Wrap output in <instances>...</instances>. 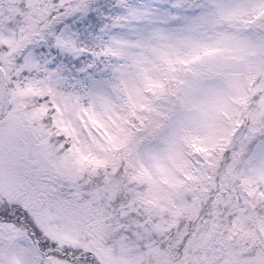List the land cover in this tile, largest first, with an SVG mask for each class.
<instances>
[{"label":"snow or ice","instance_id":"6c2138e0","mask_svg":"<svg viewBox=\"0 0 264 264\" xmlns=\"http://www.w3.org/2000/svg\"><path fill=\"white\" fill-rule=\"evenodd\" d=\"M0 264H264V0H0Z\"/></svg>","mask_w":264,"mask_h":264}]
</instances>
